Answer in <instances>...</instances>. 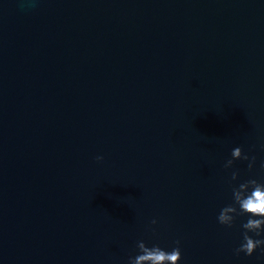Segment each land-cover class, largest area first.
I'll return each mask as SVG.
<instances>
[{
  "label": "water",
  "instance_id": "obj_1",
  "mask_svg": "<svg viewBox=\"0 0 264 264\" xmlns=\"http://www.w3.org/2000/svg\"><path fill=\"white\" fill-rule=\"evenodd\" d=\"M0 264H264V0H0Z\"/></svg>",
  "mask_w": 264,
  "mask_h": 264
}]
</instances>
